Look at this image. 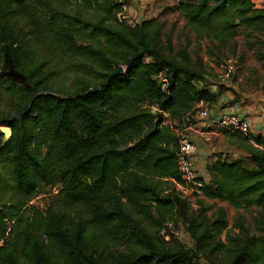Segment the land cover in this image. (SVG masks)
<instances>
[{"label": "trees", "instance_id": "16d2710c", "mask_svg": "<svg viewBox=\"0 0 264 264\" xmlns=\"http://www.w3.org/2000/svg\"><path fill=\"white\" fill-rule=\"evenodd\" d=\"M112 1L101 18L73 21L51 3L39 15L42 0H0V98L11 100L9 111L0 110V126L10 129L0 139V161L11 182L0 199V264H50V247L61 264H264V136L233 132L255 144L243 146L244 156L208 164V182L197 172L200 195L255 207L258 233L239 218L230 228L223 209L212 220L202 210L189 218V202L175 187L173 128L194 123L200 103L210 107L216 92L199 56L192 61L184 46L173 54L170 34L161 44L153 18L119 20L122 2ZM171 9L198 34L222 42L250 28L254 56L264 63V10L253 0H176ZM57 55L87 60L95 81L59 94L50 84ZM119 66L123 72L110 76ZM41 187L57 192L43 214L28 218L24 206ZM138 215L156 226L177 215L193 246L159 245ZM129 237L143 251L106 244Z\"/></svg>", "mask_w": 264, "mask_h": 264}, {"label": "rangeland", "instance_id": "374dc122", "mask_svg": "<svg viewBox=\"0 0 264 264\" xmlns=\"http://www.w3.org/2000/svg\"><path fill=\"white\" fill-rule=\"evenodd\" d=\"M44 1L45 0H42V7L38 6L37 10L39 15L42 16L44 12L47 13L48 6H50L49 3H51L53 7L72 17L73 21L78 16L87 18L92 17L95 19L101 18L104 14L110 12L107 8H109L113 2L112 0H48L45 6L43 5ZM175 3L176 0H130L127 11L123 14L125 17L129 18V24H134L142 18L155 19L154 24L160 27L161 44L164 46L166 45V35L170 34L173 54L184 46L192 61L196 59V56L202 59L204 74L206 76L205 83L210 90L218 91L219 89H228L230 94L238 99L245 98V95L259 97L264 110V63L258 61L254 56L256 43L254 42V36L248 35V32H251L250 28L241 26L237 29L236 35L233 38L226 42L218 41L206 35L198 34L187 26L179 13L172 11L171 8ZM117 18L122 19L120 13L117 14ZM25 26L29 28V25L26 24ZM31 42L33 43V41ZM37 49L38 52H41L40 50H42L43 47L41 46ZM228 57L234 58L237 65L228 83L231 88L219 84L215 74L216 62ZM54 59V78L50 80V84L59 94L65 91L73 92L82 90L84 86L91 85L93 79L95 81V68L91 66V63L88 64L87 60L74 59L73 57L61 55H57ZM4 95L0 98V110L3 113L11 109V100L8 96ZM152 110L157 111L156 107H152ZM0 131L2 132L0 139L9 138L10 131L8 127L6 129V126L1 125ZM7 171H9L8 163H6V161H0V191L3 193L0 194V199L1 196H5L6 198L11 192V182ZM56 192V187H41L38 192L26 202L24 207L27 211L24 213L28 218L36 212L43 214L50 202L54 199V194ZM219 209H223L230 228L236 223V219L239 218L243 220L244 225L251 234L258 233L254 219L257 216V209L255 207L246 210L235 209L226 201L211 199L200 195L194 202H191V204L189 203L188 215L190 216L189 218H192L197 216L200 210H202V214L206 219L212 220ZM152 214L156 217L154 211ZM174 216L172 218L167 216L165 222L156 226L138 215L157 237L159 245L165 247L178 246L179 244H183L186 247L193 246V240L187 231V223ZM10 222L8 221V224H10ZM231 230V235L236 237L238 229L235 228ZM44 242L50 244L47 234L44 236ZM106 244L110 245L111 248L124 252L139 253L143 251L142 247L139 246V241H134V239L132 240L130 237L127 239H107ZM50 249L52 253L55 254L51 257L50 264H61L59 253L56 252L53 247H50ZM46 255L48 256L47 252ZM217 257L222 261L229 258L226 254H217Z\"/></svg>", "mask_w": 264, "mask_h": 264}, {"label": "built area", "instance_id": "2783aa9c", "mask_svg": "<svg viewBox=\"0 0 264 264\" xmlns=\"http://www.w3.org/2000/svg\"><path fill=\"white\" fill-rule=\"evenodd\" d=\"M122 2L120 15L122 19L127 23L129 18L124 16V12L127 11L128 3L130 0H117ZM254 8L264 10V0H253ZM236 61L234 58H223L216 62L215 74L219 84L227 85L231 80L232 75L236 70ZM209 108L205 105H199L197 111L194 114L195 122L184 125L183 127H175L173 131L177 136V169L180 174L181 182L176 184V190L181 198L188 201L190 204L194 202L198 196H200V190L204 181L198 178L197 171L194 167L193 154L195 151V145L190 137V133H195L205 142L212 140L214 132L233 133L237 132L242 135H248L251 133L250 124L238 114L227 113L222 114L217 118L214 129L206 130L200 128L201 121H205L209 116Z\"/></svg>", "mask_w": 264, "mask_h": 264}, {"label": "crops", "instance_id": "0c3cea01", "mask_svg": "<svg viewBox=\"0 0 264 264\" xmlns=\"http://www.w3.org/2000/svg\"><path fill=\"white\" fill-rule=\"evenodd\" d=\"M227 88H231L228 84ZM216 92V101L209 107V116L201 121L199 126L206 130H213L215 122L222 114L235 113L244 118L251 128L252 134L264 136V110L259 97L244 96L236 98L229 90L212 91ZM200 105H203L200 103ZM195 145L193 161L198 174L205 182L209 180L206 166L217 159L237 158L244 156V145L255 144L251 139L245 140L237 133L214 132L210 142L203 141L195 131L190 133Z\"/></svg>", "mask_w": 264, "mask_h": 264}, {"label": "water", "instance_id": "95a60500", "mask_svg": "<svg viewBox=\"0 0 264 264\" xmlns=\"http://www.w3.org/2000/svg\"><path fill=\"white\" fill-rule=\"evenodd\" d=\"M121 72H123V67H122V66H119L114 72L111 73L110 76L116 75V74L121 73ZM110 76H109V77H110ZM97 89H98L97 86H94L92 89H90V91H95V90H97ZM161 116H162V113H161V112L157 113V118H159V117H161ZM9 131H10V129H9ZM5 140H6V139L3 138V139H2V143H4Z\"/></svg>", "mask_w": 264, "mask_h": 264}, {"label": "bare ground", "instance_id": "6f19581e", "mask_svg": "<svg viewBox=\"0 0 264 264\" xmlns=\"http://www.w3.org/2000/svg\"><path fill=\"white\" fill-rule=\"evenodd\" d=\"M7 129V128H6Z\"/></svg>", "mask_w": 264, "mask_h": 264}]
</instances>
